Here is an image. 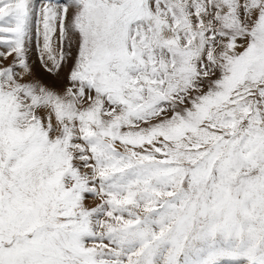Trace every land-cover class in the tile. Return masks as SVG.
I'll use <instances>...</instances> for the list:
<instances>
[{
	"label": "snow or ice",
	"instance_id": "snow-or-ice-1",
	"mask_svg": "<svg viewBox=\"0 0 264 264\" xmlns=\"http://www.w3.org/2000/svg\"><path fill=\"white\" fill-rule=\"evenodd\" d=\"M0 264H264V0H0Z\"/></svg>",
	"mask_w": 264,
	"mask_h": 264
},
{
	"label": "rangeland",
	"instance_id": "rangeland-1",
	"mask_svg": "<svg viewBox=\"0 0 264 264\" xmlns=\"http://www.w3.org/2000/svg\"><path fill=\"white\" fill-rule=\"evenodd\" d=\"M34 2H35L37 5L39 4V0H34ZM33 43H34V38H33ZM33 60H34V62H38L36 56L33 57Z\"/></svg>",
	"mask_w": 264,
	"mask_h": 264
}]
</instances>
